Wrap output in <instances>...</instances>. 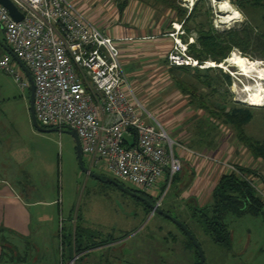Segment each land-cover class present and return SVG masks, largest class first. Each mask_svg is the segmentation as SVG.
<instances>
[{"label":"rangeland","instance_id":"374dc122","mask_svg":"<svg viewBox=\"0 0 264 264\" xmlns=\"http://www.w3.org/2000/svg\"><path fill=\"white\" fill-rule=\"evenodd\" d=\"M207 1L204 8L209 10L210 15L206 22L210 23L214 31L220 33L238 29L245 23V18L237 9L238 0H228L238 17L234 21L225 20L224 15L216 11V5L226 0ZM191 2L193 5L196 0ZM77 9L80 10L79 7ZM149 13L145 12L141 20L147 18L148 23L151 18ZM254 24L256 33L264 36V23L255 16ZM1 33L0 31V43L3 41ZM194 38L195 35L191 34V41L188 39L187 42H192ZM232 56L257 62L264 68V49L252 46L251 43L245 46L244 53L234 49L227 58ZM225 61L219 65L207 62H211V68H217L231 79L228 88L231 101L252 108L253 120L245 128L247 136L263 140L264 101L250 100L248 95L258 85L264 87V79H256L255 74L242 76ZM205 66L206 62L201 64L202 68H209ZM198 67L201 68L199 65ZM153 80L155 79L148 80L140 91L150 95L152 91L149 87L154 90L157 88L162 99L147 104L135 90L133 92L144 110L161 125L170 139L188 147L189 138L190 141L201 138L204 141L201 149L194 148L212 158L215 157L214 152L220 142L224 145L219 150L229 148L230 145L233 149L238 147L237 139L228 127L212 129L203 113L186 109V99L179 96L168 81L155 83ZM28 98V89L21 92L11 77L0 72V176H6L8 182L26 196L27 202H38L30 208L32 221H45L41 225L33 224V233L36 232V235L30 236L23 243L25 248L22 252L18 253L14 249L15 245H10L15 254L25 258L23 264H60L61 236L69 233L66 226L71 221H80V227L87 228L86 231L89 232L92 230L90 234L95 235L93 244L103 243L108 240V235L110 239L125 238L105 248L101 247L94 254L87 253L82 260H77L79 256H74L65 264H196L198 259L194 247L176 225L155 213L151 215L146 204L113 185L96 181L81 173L74 141L67 133L68 130L59 129L48 134L35 131L29 121ZM214 124L218 126V122ZM197 127L199 128L196 129ZM198 132H202V135L199 134L197 140ZM245 153L240 154V157H244ZM82 160L83 165L89 169L87 158L83 157ZM190 169L182 162L181 173L175 176L158 209L189 227L203 252L204 264H264L262 212L221 214L220 221L228 239L226 246L213 243L203 233L202 227L195 226L194 221L202 220L199 215L192 216L184 206L187 200L183 194L180 195L187 186ZM91 171L114 180L128 190H134L129 184L115 180L108 174L95 169ZM258 172L257 175H260ZM258 178L260 180L261 177ZM260 182L264 191V183ZM151 200L153 201L152 198ZM9 257V251H6L0 258V264H9Z\"/></svg>","mask_w":264,"mask_h":264},{"label":"built area","instance_id":"2783aa9c","mask_svg":"<svg viewBox=\"0 0 264 264\" xmlns=\"http://www.w3.org/2000/svg\"><path fill=\"white\" fill-rule=\"evenodd\" d=\"M10 2L21 20L13 21L0 6V30L4 45L31 75L34 118L44 129L73 131L90 170L129 184L152 198L158 209L175 176L181 173L178 153H183L237 175L254 190L264 208V191L258 179L173 141L149 116L123 73L118 40L101 33L67 0ZM183 2L190 9L191 0ZM172 29L168 36L173 48L166 56L167 65L196 66L178 39L180 26L172 25ZM0 72L11 77L21 92L28 89L10 55L0 56ZM150 212L154 214V210Z\"/></svg>","mask_w":264,"mask_h":264},{"label":"trees","instance_id":"16d2710c","mask_svg":"<svg viewBox=\"0 0 264 264\" xmlns=\"http://www.w3.org/2000/svg\"><path fill=\"white\" fill-rule=\"evenodd\" d=\"M149 1H152L154 5L162 4L174 12L173 22L178 23L182 29L179 39L182 44L186 45V56L197 64L192 67H168V78L173 89L186 99L188 107L203 113L202 115L205 116L206 122L212 129L215 126L228 127L237 141L248 150L254 159L264 161V139L256 140L248 137L245 132L246 126L253 120L252 108L231 101L232 97L228 91L231 79L227 75L216 70L217 68L198 67L207 61L219 65L234 49L244 53L248 43L264 49V36L256 33L257 28L254 24L255 16L264 23V0H238L237 9L245 18V23L238 29H229L220 33L214 31L210 23L206 22L210 15L209 10L204 8L208 4L207 0H196L188 14L177 5L175 0ZM191 34H194L195 38L191 43H188ZM2 44H4V40ZM1 54L3 55L2 50ZM165 63L167 65V59H165ZM214 122H218V126ZM235 169L242 175L254 176L253 173L240 167H235ZM146 198L151 199L148 196ZM184 206L192 213V216L199 215L202 220L194 221L196 227H202L203 233L208 235L213 243L225 246L228 244V239L220 221L221 214L236 213L241 215L256 211L264 214V208L254 190L233 173L222 175L219 178L211 191L209 205L198 208L186 203ZM182 224L190 231L184 222ZM190 233L193 236L191 231ZM118 240L109 239L100 244H93L90 232L80 225H75L73 232L70 231L67 235L61 236L60 264L71 261L74 256H79L77 260H82L91 250L114 244ZM5 249L10 254L9 263L21 264L24 262L25 258L15 254L13 249Z\"/></svg>","mask_w":264,"mask_h":264},{"label":"crops","instance_id":"0c3cea01","mask_svg":"<svg viewBox=\"0 0 264 264\" xmlns=\"http://www.w3.org/2000/svg\"><path fill=\"white\" fill-rule=\"evenodd\" d=\"M67 1L72 3L76 8L79 7L83 15L91 21L101 33L114 40H118L117 48L120 54L123 73L140 99L142 101L145 100L147 104H151L152 102L155 103L157 100L162 99L157 88L154 90L153 87H149V90L152 91L150 95L143 94L140 88L150 79H155L153 82L168 81L170 83L167 73L169 66L166 65L165 59L167 53L173 46V40L168 35L174 32L173 29V31L170 29V26H180L178 23L173 22L175 17L174 12L164 7L162 4L154 5L152 1L149 0ZM175 1L187 14L193 6L191 5L190 9H186L183 6V0ZM145 12H150L149 16H151V18L148 19V23L147 18L141 20ZM3 54H5L4 51ZM175 92L178 93L177 91ZM178 95L181 96L179 93ZM185 104L186 109H190L186 100ZM198 128L199 127L196 129ZM217 129L219 128L217 127ZM199 134L202 135V132H198L197 140L199 139ZM202 142L204 141L201 138L198 141H190L189 138V144L188 147H186L194 152H198L199 150L194 147L201 149ZM236 142V146L238 145V147L233 149L232 145H230L229 148L225 147L227 149L226 151L225 148L219 150L223 144V142H220L219 147L216 148L214 152V158L222 163L228 162L227 164L230 163L229 165H234V167H240L253 173L254 176H250L258 179V184L261 186L262 183L260 180L264 183V161L261 159H254L243 145L237 140ZM244 153L246 155L240 157V154L244 155ZM178 154L181 156L184 165L191 168L188 172L190 176L187 186H185L186 188L180 195L183 194V197L187 200L186 203H189L190 206L202 208L209 205L212 189L219 178L227 174V172L221 167H216L208 162L188 158L183 153ZM257 172L260 175H257ZM258 176L261 177L260 180ZM25 197L23 193L21 194L18 192L15 187L8 182L6 176H0V257H3L6 252L5 248H11L10 245H15L14 249L17 250L18 253L22 252L25 248L23 243H25L30 236L36 235V232L33 233L32 227L34 225H41L45 222L32 221L30 208L34 207L38 202H27ZM79 222L71 221V223L66 226L67 231L73 232L75 225H80ZM81 225L85 226L84 223H81ZM91 236L93 240L95 235L91 233ZM96 239L98 238L96 237ZM109 239L110 235H108V240ZM119 241L120 240L117 242ZM102 248H105V246ZM108 248L109 247H107V249ZM99 249L101 248L91 250L89 254H94L95 251ZM196 263H198V261H196Z\"/></svg>","mask_w":264,"mask_h":264},{"label":"water","instance_id":"95a60500","mask_svg":"<svg viewBox=\"0 0 264 264\" xmlns=\"http://www.w3.org/2000/svg\"><path fill=\"white\" fill-rule=\"evenodd\" d=\"M0 6H2L3 8L6 9V11L8 12V15L11 17V19L15 22H18L21 20V14L17 11V9L15 8V6L10 2V0H0ZM0 48L5 52V54H8L12 57L13 61L15 62V64L17 65V67L20 69V71L23 73L24 77L26 78L27 82H28V91H29V98H28V113H29V121L30 124L32 126V128L37 131L38 133L41 134H48L51 132H56L58 131L55 128H50V129H44L42 127H40L38 125V123L36 122L35 118H34V114H33V100H34V86H33V82L31 79V75L29 73V71L23 66V64L16 59L15 57H13V55L9 52V50L7 49V47L0 43ZM71 138L74 141V145H75V155H76V160L78 163V167L79 170L81 171L82 174L86 175L89 178H92L96 181L99 182H103V183H108L113 185L114 187H116L118 190L122 191L123 193L139 200L140 202L148 205L147 208L152 211L154 210V213L169 220L171 223H173L174 225H176L182 232L183 234H185V236L188 238V240L191 242L192 246L194 247L195 251H196V255H197V259H198V264H204V256H203V252L200 248V246L197 244V242L195 241L194 237L191 235L190 231L179 221H176L175 219L171 218L168 214L164 213L163 211L159 210V209H155V207L153 205H149L145 199H143L142 197H140L137 193L128 190L126 188H124L122 185H120L119 183L115 182L114 180L108 179V178H104L101 177L99 175H96L95 173H93L92 171H90L89 169H87L84 165H83V160H82V154H81V149H80V145H79V141L77 139L76 134L73 131H68L67 132Z\"/></svg>","mask_w":264,"mask_h":264},{"label":"bare ground","instance_id":"6f19581e","mask_svg":"<svg viewBox=\"0 0 264 264\" xmlns=\"http://www.w3.org/2000/svg\"><path fill=\"white\" fill-rule=\"evenodd\" d=\"M215 8L217 12L224 15L225 20L234 21L238 18L234 10L228 3H226V1L218 3ZM225 63H229L231 67L235 68L238 71V74L242 76L255 74L256 79L260 81L264 79V68L260 67L257 62L249 61L243 57L232 56L227 58ZM210 66H212L211 62H206L205 67ZM258 86L256 89L252 90V93H250L248 96L250 100H257L261 102L264 101V87Z\"/></svg>","mask_w":264,"mask_h":264},{"label":"flooded vegetation","instance_id":"af4514ba","mask_svg":"<svg viewBox=\"0 0 264 264\" xmlns=\"http://www.w3.org/2000/svg\"><path fill=\"white\" fill-rule=\"evenodd\" d=\"M133 191H135V193H137L140 197H142L143 199H145V201L149 204V205H153L152 204V200L151 199H148V198H146V196L143 194V193H141V192H139V191H137V190H133ZM142 203V202H141ZM143 204V203H142ZM146 206H148V205H146ZM145 208V207H144ZM146 209V208H145Z\"/></svg>","mask_w":264,"mask_h":264}]
</instances>
